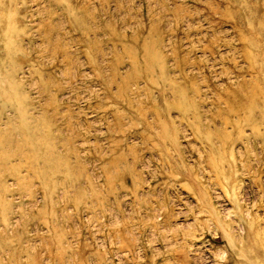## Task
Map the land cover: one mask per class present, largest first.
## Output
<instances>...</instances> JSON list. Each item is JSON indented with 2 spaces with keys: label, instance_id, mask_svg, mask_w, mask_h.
Wrapping results in <instances>:
<instances>
[{
  "label": "rangeland",
  "instance_id": "1",
  "mask_svg": "<svg viewBox=\"0 0 264 264\" xmlns=\"http://www.w3.org/2000/svg\"><path fill=\"white\" fill-rule=\"evenodd\" d=\"M0 264H264V0H0Z\"/></svg>",
  "mask_w": 264,
  "mask_h": 264
}]
</instances>
